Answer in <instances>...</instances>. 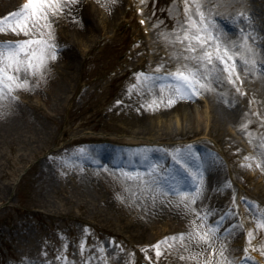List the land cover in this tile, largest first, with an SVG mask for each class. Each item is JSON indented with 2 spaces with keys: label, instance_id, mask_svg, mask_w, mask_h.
I'll use <instances>...</instances> for the list:
<instances>
[{
  "label": "rangeland",
  "instance_id": "374dc122",
  "mask_svg": "<svg viewBox=\"0 0 264 264\" xmlns=\"http://www.w3.org/2000/svg\"><path fill=\"white\" fill-rule=\"evenodd\" d=\"M20 1L0 0V18L17 11L24 4ZM64 1L66 5L70 3ZM88 1L85 0L93 19L88 25L93 27L85 35L71 33L64 19L60 20L62 13L51 11L48 15L49 27L57 36L55 42L48 39L55 45L56 55L55 60L48 61L51 70L63 65L61 53H71L74 59L69 69L71 82L58 106L51 107L44 101L45 92L37 75H22L21 82L26 79L28 87L12 95L25 114L17 117L16 124L9 117L0 119V264H182L181 255L175 249L179 248L177 242L171 248L162 246L164 254L159 259L150 247L180 233L173 220L157 222L149 239L138 240V230L129 222L131 217L122 216L114 194L105 189L109 183L86 186L81 173L87 165L92 168L109 165L102 157L115 162H110L109 168L130 171L125 155L135 151H143L147 161L136 164L132 171H143L154 161L156 169L159 167L162 172L179 173L173 157L180 159L182 165L188 164L189 159L201 153V147L214 153L218 160V165L209 168L204 175L209 178L204 185L211 194L220 193L225 199V207L217 208V215L220 217L224 211H229L238 227L236 236L228 240L232 245L229 257L236 263V258L244 254L248 258L245 264H253L256 257L264 256V230L257 229L256 221L264 215V190H260L264 180L260 169L264 144L255 129L247 127L241 130L242 134H235L237 142L228 133L231 126L224 122L208 123L204 118L192 123L182 117L178 126L170 121L171 125L166 128L159 125V121L154 125L155 122L140 117L142 111L138 104L144 98L145 89L138 82L137 74L143 73L149 78L154 77L150 74H158L153 80L160 79L163 87L168 88L176 84L168 73L183 70L184 65L178 62L176 54L179 49L172 43L173 20L179 27L183 25L178 17L181 7L176 0H120L117 13L110 20L99 0ZM199 4L204 19L210 16L211 20L214 16V23L222 27L228 24L233 28L231 23L247 17L244 21L249 27L244 37L247 41L240 50L244 60L264 51V0H206ZM142 9L147 10L149 26L154 29L146 43L158 44L156 41L166 38L168 49L175 53L171 64L160 65L158 60V65L147 64L142 70L143 52L137 20ZM244 12L248 13L241 15ZM189 16H192L190 10ZM231 16L237 18L232 20ZM251 16L258 18L251 19ZM45 22L41 20L40 24ZM15 23L12 19L5 27ZM40 35L41 30L35 29L27 36L5 30L0 32V42L41 39ZM209 44L214 50L209 47L208 51L213 52L214 58L217 44L223 54L219 41ZM38 47L33 45V48ZM196 52L202 55L201 50ZM231 53L238 58L234 51ZM239 75L241 72H233L231 77L239 89L237 93L243 90ZM200 79L206 84L202 75ZM29 82L36 85L31 86ZM134 84L137 85L135 90ZM191 99L193 113L197 108L207 110L208 100L202 89ZM251 101L253 99H247L249 107H252ZM168 132L175 135L170 137ZM239 141L246 145L250 158L243 155L234 166L232 160L240 155ZM141 143L147 144L142 146ZM186 148H189L187 154L177 155ZM145 149L154 153L148 155ZM83 156H92V159L83 164ZM97 157H101L99 163ZM215 175L221 179L227 177L229 185L218 186ZM242 177L248 181L247 185ZM193 179L197 181L195 173ZM192 181H188L187 188H193ZM135 192L140 195L141 189ZM249 232H252L250 242Z\"/></svg>",
  "mask_w": 264,
  "mask_h": 264
},
{
  "label": "bare ground",
  "instance_id": "6f19581e",
  "mask_svg": "<svg viewBox=\"0 0 264 264\" xmlns=\"http://www.w3.org/2000/svg\"><path fill=\"white\" fill-rule=\"evenodd\" d=\"M68 1L70 3H66L70 6L66 5L64 0H56L51 10L47 11L48 15L51 11L57 12L58 14L62 13V19L60 18V20L64 19L68 24L69 31L74 33L75 36H82L87 32H91L93 26L88 25V23L92 22L93 19L89 16L91 15V9L86 5L85 0ZM119 1L120 0H99L101 6L105 8L108 15L107 17L110 20H113L117 13V5L120 4ZM202 1L206 0H199V3H202ZM87 2L89 1L87 0ZM57 3L59 4L58 9L56 7ZM176 3L182 9L178 17L183 21V25L179 27L178 23L173 20L172 36L174 41L172 43L179 49V52H176L178 55V62L192 69H199L202 78L206 81V85L210 90L202 89V94L206 95L208 100L207 110L202 109L200 111V109L197 108L195 109L196 113H193L194 107L191 98L175 99V103L171 106H166L168 100L174 99V97L169 94L167 87H163L160 79L153 80L156 77H151L143 83V89H145L144 98L138 104L141 107L140 111H142L140 113V117H142L141 120L145 119L155 122L154 125H158L157 121H159V125L169 128V125H171V123H169L170 121H174L178 126L179 121H182V117L188 118L192 123L194 120L202 121L205 118L208 123L224 122L226 126H231L228 133L233 135L234 133H240L242 129L244 130L247 127L253 128L264 144V51L256 52L253 56H247L244 60V58L241 57L240 50H242L243 45L247 41L244 39V37H247V31H243L242 35H239L237 27H234L231 22L229 23H231L233 28L226 23L227 26L224 25L222 27L214 23V16L211 20L210 16H205L204 24L208 26L209 32L218 36L217 41L221 44V48H227L231 56V52L233 51L238 55L234 72H241L242 75L239 76L243 83V90L237 93L236 89L238 87H236L232 79V82H229L228 74L221 70L222 66L217 62H213L212 64L204 62V67H201L197 61L185 59V57L189 56H199L197 52L189 53L186 50L189 41L183 40V37L186 31L190 36L197 34L196 29L191 28L190 21H195L198 27L201 21L198 15L195 16V12L197 13V6L194 1L176 0ZM61 6L62 9H60ZM189 10L192 12V16H189ZM199 11L202 12V5L200 4ZM247 13L248 12H244L243 15ZM140 15L142 17V26L139 31L143 52L141 56V68L146 69L147 64L158 65V60L160 65L171 64L172 56L174 57L173 54L175 53L168 49L169 41L163 38L161 41H156L158 44L153 43L148 45L146 39L154 34V29L149 26L150 19L147 17L145 18V16H147V10L142 9ZM230 18L233 20V18L235 19L237 17L231 16ZM256 18H258V16ZM227 19L229 20L228 17ZM49 21L50 18H48L44 25H41L40 38L46 40L50 39L55 42L57 36L51 31V27L47 26L49 25ZM238 24L239 29H241L240 26H247V23L244 25V19ZM142 30L147 31L143 32ZM204 35L206 36L207 33ZM162 47L165 48V50H162ZM206 47L207 50L209 47L213 49L210 44ZM199 50L201 49L197 48V51ZM201 51L203 54V50ZM166 56H168V58ZM60 57L63 63L60 68L58 66L52 71L49 63L41 74H37L40 87L42 86V91L45 92L44 101L55 108L62 100V96L67 92L71 82V71H69V69L72 68V61L74 60L71 53L66 55H62L61 53ZM244 61H248V63ZM35 83L29 82V85L34 86L36 85ZM247 99H253V101L250 102L252 107L247 105ZM149 105H153V107H149ZM155 105L159 106L156 107ZM0 106V119H7V117H9L14 124H16L18 120V116H24L25 114V111L18 107L16 101L11 98L0 100ZM3 115L5 117H2ZM177 133L179 132L177 131ZM167 135L171 137L175 134H173V132H168ZM232 137L235 138L234 136ZM141 144L145 146L147 143ZM188 149L189 148H186L178 153L187 154ZM145 150L147 154L154 153L149 149ZM240 150V156L247 155L250 158L243 145H240ZM199 155H201L204 165L201 169H195L200 177V184L191 189L187 188L186 185L188 181H192L189 175L183 172L178 173V171L162 172L159 167L156 169L154 161H151V165L145 170L135 172L131 170L128 171L127 169L126 171L122 170L123 168L111 169L109 168L111 166L110 162H113L110 160L111 158L107 159L101 156L102 160L108 162L109 165L105 163L102 168H92L90 165H87V167L82 166L85 172L82 171L81 174L85 177L86 186L89 187H97L102 182L106 184L109 183L110 186L105 189L108 193L112 192L114 194L116 201L121 207L122 216L131 217L129 222H131L133 227H136L135 230H138V233H136V238L138 240L146 241L149 239L148 237L151 235L152 229L155 228L157 222H161L163 219V222L165 220H173L176 225L175 229H180L183 233H191L194 230L203 233L206 231L207 226L219 228L220 231L216 234L217 239L210 247L197 245L185 239L182 243L177 242L176 244L179 248L175 247V249H178L177 253L179 255L187 258L181 259L182 264H220L221 258L216 253L219 252L220 246L223 243L228 248V252H226L225 255L229 256L232 245L228 243V240L236 236L238 227L232 222L229 211H224L222 215L218 217L217 208L225 207V199L220 193L213 196L208 187L204 185L207 183V179H209L205 177L204 174L209 168H215L214 166L218 165L217 157L214 153L210 152V150L202 147ZM92 156H83V164L90 162ZM101 157H97L98 163ZM134 157L138 164L147 161L144 160L146 157L139 151L133 152V154H129V156L125 155V158H127L126 162L130 164V160H133ZM260 161V169L264 172V154L260 155ZM153 168L155 171H153ZM125 173L132 176L140 174L148 183L144 184L136 180H126L123 175ZM216 177L218 178L216 180L218 186L229 184L227 178L221 179L219 176ZM247 183L248 181H244L245 185ZM183 185H185V187H183ZM197 188L201 189L200 196L196 199L195 203L189 204V200L192 198V194L196 193ZM136 189H141L140 195L135 192ZM260 190H264V180L260 185ZM216 192H218V190ZM178 193L188 196L189 200H185L182 204L181 195ZM185 204H187L188 207H185ZM165 222L167 223V221ZM201 224L205 227H200ZM228 225L230 229L225 233H221ZM190 257H195V259H191Z\"/></svg>",
  "mask_w": 264,
  "mask_h": 264
},
{
  "label": "snow or ice",
  "instance_id": "6c2138e0",
  "mask_svg": "<svg viewBox=\"0 0 264 264\" xmlns=\"http://www.w3.org/2000/svg\"><path fill=\"white\" fill-rule=\"evenodd\" d=\"M197 6V15L200 17L201 24L198 27L195 21H190V26L193 29H196L195 35H189L186 31L183 37V40L189 41L186 50L189 53H194L197 51V48L203 50V54L200 56H189L185 59H191L197 61L201 67H204V62L207 64L213 63V52L207 50V47L210 41L218 40V36L213 35L208 30V26L204 24V13L199 11V0H194ZM56 3V0H26L20 8L8 14L7 16L0 18V32L5 30L15 34L21 33L25 36L29 35L34 29L38 32L40 31L41 24L40 21L48 20L47 9H51L52 5ZM57 9L59 4H56ZM243 15V13L241 14ZM12 19L16 20L15 25H10L7 28L5 27L9 21ZM50 26V25H47ZM207 33L205 36L204 34ZM33 45L39 46L38 48H33ZM55 45L51 44L48 40L44 39H27L20 42H0V100L8 99L9 97L12 100H15L16 97L12 93L18 89H26L28 87L26 79L21 82V76L27 75H37L41 74L44 69L47 68L49 60H55ZM249 51H251L249 49ZM47 53H50L47 54ZM215 59L222 65L221 70L228 74L229 82H232L231 77L235 71L236 59L229 55L228 49L223 50V54H220V47L217 44L215 49ZM231 62V66H229ZM248 63V61H244ZM159 71V69H157ZM174 81L175 85L169 86L167 91L174 99H169L166 106H171L175 103V99H185L191 98L199 94V89H208V86L203 83L200 79L201 73L199 69L189 68L187 65L183 66V70H177L173 73H168ZM138 82L143 84L144 81L149 79L143 73L137 74ZM238 79V77H237ZM137 85H132L133 90ZM239 91V89H237ZM155 104V102H154ZM158 107L159 105H155ZM153 107V105H149ZM175 162L180 165L181 160L173 157ZM247 159V158H246ZM249 167L251 165H248ZM259 167V165H257ZM153 171L155 169L153 168ZM126 180H136L144 184H147L148 181L141 176L136 174L132 176L130 174H123ZM201 189L197 188L196 193L192 194V198L189 200L188 196L178 193L181 195V203L183 204L185 200H189V204L195 203L196 199L199 198ZM185 207H188L185 204ZM257 229L264 230V215H261L256 218ZM200 227H205L201 224ZM220 229L217 227L207 226L206 231L200 233L199 231L194 230L191 233H178L169 237H165L161 241H157L156 244L151 245L150 247L155 252V256L159 259L163 256V251L161 250L162 246L165 248H171L176 242H183L185 239L194 242L197 245H204L210 247L215 240L217 239V232ZM249 242L252 238V232L248 233ZM173 243H169V242ZM81 250H83V244H81ZM247 252V249H244ZM228 252V248L225 244H221L219 252L216 253L221 259L220 264H234V261L225 253ZM264 254V252H262ZM147 258V257H146ZM195 259V257H190ZM57 259H60L58 257ZM180 259H187L186 257L181 256ZM250 259V257H249Z\"/></svg>",
  "mask_w": 264,
  "mask_h": 264
}]
</instances>
